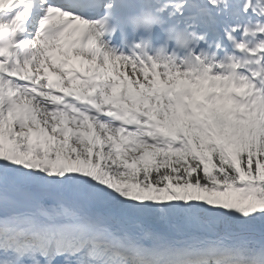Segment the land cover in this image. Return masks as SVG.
<instances>
[{
  "label": "snow or ice",
  "instance_id": "1",
  "mask_svg": "<svg viewBox=\"0 0 264 264\" xmlns=\"http://www.w3.org/2000/svg\"><path fill=\"white\" fill-rule=\"evenodd\" d=\"M188 4L181 63L101 50L94 0H0V264H264V49Z\"/></svg>",
  "mask_w": 264,
  "mask_h": 264
},
{
  "label": "clouds",
  "instance_id": "2",
  "mask_svg": "<svg viewBox=\"0 0 264 264\" xmlns=\"http://www.w3.org/2000/svg\"><path fill=\"white\" fill-rule=\"evenodd\" d=\"M177 0H106V7L113 4L120 7L119 23L124 29V35L128 39L130 49L133 46H148V55L157 56L164 52L169 56L175 55L181 63L186 62L193 52L194 34L203 32V23L198 12L188 4L184 15L175 14L174 5ZM213 3L216 0H212ZM231 8L239 9V15L249 18L247 22H236L233 31H238L229 42L228 55L244 58L251 50L260 52L264 49V0H230ZM103 23L99 27L101 36L97 37V45L103 51H110V38H106L108 32L115 33L116 27L110 19L99 17ZM242 44L243 49L234 45ZM141 53L143 50H140ZM211 52L212 50H207Z\"/></svg>",
  "mask_w": 264,
  "mask_h": 264
}]
</instances>
